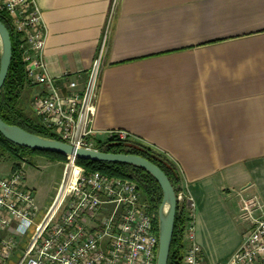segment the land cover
I'll return each instance as SVG.
<instances>
[{
    "label": "crops",
    "instance_id": "1",
    "mask_svg": "<svg viewBox=\"0 0 264 264\" xmlns=\"http://www.w3.org/2000/svg\"><path fill=\"white\" fill-rule=\"evenodd\" d=\"M36 1L55 85L66 93L69 73L82 90L100 60L94 131H127L176 165L202 256L224 264L247 228L241 199L264 217V0Z\"/></svg>",
    "mask_w": 264,
    "mask_h": 264
},
{
    "label": "built area",
    "instance_id": "2",
    "mask_svg": "<svg viewBox=\"0 0 264 264\" xmlns=\"http://www.w3.org/2000/svg\"><path fill=\"white\" fill-rule=\"evenodd\" d=\"M0 14L18 40L29 86L43 90L32 95L30 108L45 130L62 142L95 150L98 139L126 142L132 138L124 130L100 137L93 129L100 60L94 61L80 91L77 81L65 73L67 91L63 93L48 73L47 28L37 1L0 0ZM26 163L22 158L10 174L0 175V264L14 260L16 264H156L155 214L135 182L88 173L68 157L55 200L42 214L27 182ZM176 196L177 207L187 219L181 264H207L196 239L195 201L185 188ZM262 213L258 197L241 199L240 219L247 228L241 246L224 264H264Z\"/></svg>",
    "mask_w": 264,
    "mask_h": 264
},
{
    "label": "trees",
    "instance_id": "3",
    "mask_svg": "<svg viewBox=\"0 0 264 264\" xmlns=\"http://www.w3.org/2000/svg\"><path fill=\"white\" fill-rule=\"evenodd\" d=\"M0 21L10 31L13 45V55L9 73L0 90V117L7 124L19 126L32 134L59 140L58 137L45 130L33 114L29 115L26 113V107L21 102V97L23 91L29 86V81L25 73V66L22 61L21 53L17 47L18 40L8 20L2 14H0ZM96 149L102 152L135 154L144 157L157 165L167 175L176 193L181 189V176L176 165L164 155L143 145L134 138H130L126 142H120L116 138L98 139ZM0 150L13 160V168L17 164V160L24 157L45 156L52 161H68V157L64 155L40 152L17 146L5 139L1 134ZM77 164L83 167L88 173L100 172L109 177L129 179L135 182L141 193L142 200L149 205V211L155 214V224L157 227V212L162 202V190L157 181L149 173L138 167L125 164L86 160H77ZM186 220L185 213L180 211L179 207H177L168 264L182 263L186 248L183 239ZM11 264H16V260Z\"/></svg>",
    "mask_w": 264,
    "mask_h": 264
},
{
    "label": "water",
    "instance_id": "4",
    "mask_svg": "<svg viewBox=\"0 0 264 264\" xmlns=\"http://www.w3.org/2000/svg\"><path fill=\"white\" fill-rule=\"evenodd\" d=\"M12 55L10 31L0 21V90L8 76ZM0 134L11 143L30 150L60 154L75 160L131 165L149 173L162 190V202L157 212L159 246L156 264H168L177 211V196L169 178L157 165L135 154L79 148L60 140L32 134L19 126L7 124L1 117Z\"/></svg>",
    "mask_w": 264,
    "mask_h": 264
},
{
    "label": "rangeland",
    "instance_id": "5",
    "mask_svg": "<svg viewBox=\"0 0 264 264\" xmlns=\"http://www.w3.org/2000/svg\"><path fill=\"white\" fill-rule=\"evenodd\" d=\"M31 99V93H29L28 90H24L21 102L26 107V113L29 115H32L30 110ZM24 158L27 159L25 165L27 182L29 186L34 189L37 204L41 209V213L44 214L55 200L67 162L52 161L45 156ZM18 162L19 160H17V163ZM13 164V160L0 150V174L8 169H13Z\"/></svg>",
    "mask_w": 264,
    "mask_h": 264
},
{
    "label": "bare ground",
    "instance_id": "6",
    "mask_svg": "<svg viewBox=\"0 0 264 264\" xmlns=\"http://www.w3.org/2000/svg\"><path fill=\"white\" fill-rule=\"evenodd\" d=\"M54 209V208H53Z\"/></svg>",
    "mask_w": 264,
    "mask_h": 264
}]
</instances>
